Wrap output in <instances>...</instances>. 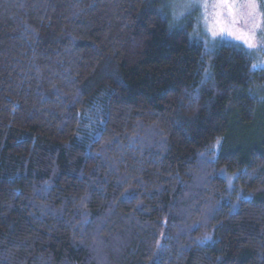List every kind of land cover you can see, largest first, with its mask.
<instances>
[{
    "label": "trees",
    "instance_id": "trees-1",
    "mask_svg": "<svg viewBox=\"0 0 264 264\" xmlns=\"http://www.w3.org/2000/svg\"><path fill=\"white\" fill-rule=\"evenodd\" d=\"M194 17L0 0V264H264V69Z\"/></svg>",
    "mask_w": 264,
    "mask_h": 264
},
{
    "label": "rangeland",
    "instance_id": "rangeland-1",
    "mask_svg": "<svg viewBox=\"0 0 264 264\" xmlns=\"http://www.w3.org/2000/svg\"><path fill=\"white\" fill-rule=\"evenodd\" d=\"M255 2L257 7L252 10L244 6L246 0H238L230 14L226 8L213 7L218 0H165L174 21L181 22L184 17L195 15L193 34L197 39H205L208 43L219 40L239 44L251 53L255 65L264 69V0ZM205 3L207 8L202 6Z\"/></svg>",
    "mask_w": 264,
    "mask_h": 264
},
{
    "label": "snow or ice",
    "instance_id": "snow-or-ice-1",
    "mask_svg": "<svg viewBox=\"0 0 264 264\" xmlns=\"http://www.w3.org/2000/svg\"><path fill=\"white\" fill-rule=\"evenodd\" d=\"M237 4H238V0H218V3L213 5V7L226 8L228 10V12L231 14L233 9L235 7H237ZM202 6L207 8L208 4L205 3ZM244 6L250 8L252 10H255L257 7L255 0H246V4ZM221 31H224V29L222 28ZM229 34H231V33H229ZM213 35H215V32H213ZM246 43H247V41H246ZM249 47H251L250 43H249Z\"/></svg>",
    "mask_w": 264,
    "mask_h": 264
}]
</instances>
